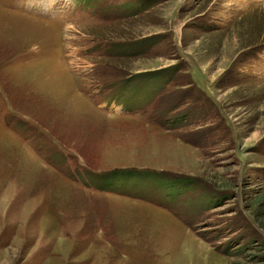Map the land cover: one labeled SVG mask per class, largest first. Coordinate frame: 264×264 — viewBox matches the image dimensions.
Instances as JSON below:
<instances>
[{"label": "rangeland", "instance_id": "374dc122", "mask_svg": "<svg viewBox=\"0 0 264 264\" xmlns=\"http://www.w3.org/2000/svg\"><path fill=\"white\" fill-rule=\"evenodd\" d=\"M30 1L0 0V264H264V0Z\"/></svg>", "mask_w": 264, "mask_h": 264}, {"label": "bare ground", "instance_id": "6f19581e", "mask_svg": "<svg viewBox=\"0 0 264 264\" xmlns=\"http://www.w3.org/2000/svg\"><path fill=\"white\" fill-rule=\"evenodd\" d=\"M37 6V5H36Z\"/></svg>", "mask_w": 264, "mask_h": 264}]
</instances>
